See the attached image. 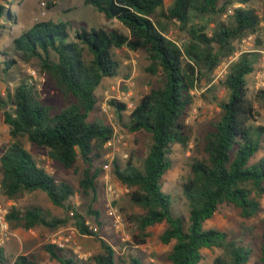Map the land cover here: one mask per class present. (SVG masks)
Here are the masks:
<instances>
[{
	"label": "trees",
	"instance_id": "16d2710c",
	"mask_svg": "<svg viewBox=\"0 0 264 264\" xmlns=\"http://www.w3.org/2000/svg\"><path fill=\"white\" fill-rule=\"evenodd\" d=\"M6 1V0H1ZM250 0H83L116 20L126 32L115 28H91L69 32L64 23L52 20L36 22L12 40L15 55L24 63L36 61L39 73L50 78L66 98V106L57 110L43 103L35 85L22 78L13 90L0 96L3 122L10 142L0 156V192L7 199L26 193L43 192L57 207L68 210L73 226L82 235L94 236L100 252L83 260L71 250L45 245L44 251L59 264H142L139 255L128 262L118 259L113 249L86 224V218L65 204L76 192L96 197L104 146L112 139L113 128L101 121H89L97 110L95 91L105 78L118 74L119 64L113 50L126 47L143 52L148 61L144 71L161 76L128 115L126 130L146 133L148 152L141 166L130 156L124 165L112 161V175L127 189L129 201L141 214L127 216L136 225L135 245H143L147 228L165 223L160 236L163 244L174 241L167 259L171 264H199L202 249L221 251L211 264H249L251 246L242 238H229L224 232L204 229L221 206L234 207L243 220L262 213L264 197V157L255 160L264 143V127L255 124L256 107H264V88L249 95L247 76L253 73L259 52H243L231 62L219 84L228 94L218 103L220 118L211 124L204 137L203 153L190 164V175L180 185L187 218L173 212L172 196L162 190V178L173 167V148H186L190 128L186 123L193 103L192 92L202 84L213 87V73L222 61L235 53V43L259 30L260 18L249 6ZM231 10V14L228 13ZM7 12L0 4V18ZM223 16H226L223 19ZM177 22L184 33L179 44L167 36L168 24ZM211 25V26H210ZM2 72L7 75L17 64L15 57L0 52ZM120 118L126 104L110 100ZM47 148L53 162L65 170L78 158L86 166L77 188L57 180L40 167L22 142ZM135 145L136 139L133 136ZM86 215L99 226L100 213L88 207ZM68 218H56L42 208L7 211L5 220L11 229L25 231L43 227L55 230L66 226ZM256 264H264V219ZM6 256L0 246V264ZM13 264H38L32 257L18 255Z\"/></svg>",
	"mask_w": 264,
	"mask_h": 264
},
{
	"label": "rangeland",
	"instance_id": "374dc122",
	"mask_svg": "<svg viewBox=\"0 0 264 264\" xmlns=\"http://www.w3.org/2000/svg\"><path fill=\"white\" fill-rule=\"evenodd\" d=\"M7 8L3 18H0V52L7 53L9 57H15L17 64L7 75L2 72L0 64V96H4L6 91L13 90L22 78L31 81L40 96V100L51 107L60 110L66 106V98L55 86L54 82L39 73L36 61L24 63L17 58L12 45V40L27 31L36 22L42 20H52L64 23L68 26L69 32L75 30L91 28H115L122 32L126 30L116 20L108 19L103 13L95 10L91 6L83 4V0H6L1 1ZM171 0H164V7H168ZM249 6L252 7L260 18L259 30L251 33L235 43V53L221 62L213 73V87L207 91V86L202 84L192 92L194 99L189 109L186 123L190 128V139L188 146L182 148L174 146L171 155L173 167L162 178V190L172 196L173 212L180 213L187 218V208L184 199H175L181 195L180 185L190 175V164L193 159L202 156L204 137L207 129L213 122L221 116L218 103L224 102L228 98L227 92L219 84L227 74L231 62L235 61L243 52H259V59L255 65L253 73L247 76V86L249 95H253L257 90L262 89V81L258 74L264 72V0H250ZM62 11V12H60ZM44 12V15L42 13ZM226 16H223L225 19ZM211 26V25H210ZM167 36L181 44L185 38L184 33L179 30L177 22L168 24ZM114 59L119 64L118 74L113 78H105L95 91L98 106L97 110L89 115V121H101L113 128L116 140L121 139L125 144L121 146L120 152H113L112 147L104 148L101 160L97 165L101 168L98 178L95 201L92 196H85L76 192L69 199L65 206H73L78 213L86 218V224L93 229L97 237L104 240L115 252V256L128 262L129 255H139L142 264H171L167 255L174 244H163L160 236L166 228L165 223L156 224L147 228L148 237L143 245H135L132 237L137 235L136 225L127 220V216L141 214L140 208L131 205L129 199V189L122 185L112 175V159H116L124 165L131 156L132 163L140 167L142 160L148 152L150 138L146 133H129L125 124L128 115L139 99L145 95L151 87H157L161 83V76H150L144 69L148 61L143 52H133L126 47L113 50ZM35 72L32 76L31 72ZM126 104V110L119 118L113 107L109 105L110 100ZM255 124L264 127V107H256ZM135 137V145L132 137ZM10 137L8 127L3 122L2 111L0 110V156L8 146ZM25 149L32 155L37 164L44 168L47 173L54 176L57 180H63L77 188L78 182L82 177L85 165L78 158L74 167L68 170L63 169L52 161L49 151L44 147H37L30 144L26 139L22 140ZM116 146L117 143L115 142ZM124 153L127 157H124ZM107 154L110 156L107 157ZM111 154L113 158L111 159ZM264 157V143L262 150L256 155L255 160ZM109 164L110 168L103 171V165ZM1 178V175H0ZM0 202L8 211L15 207L24 210L32 206H37L47 211L56 218H68L66 226L55 230H48L37 227L29 231L21 228L11 229L8 226L9 235L0 246L3 247L6 262L13 264L18 255L32 257L38 264H59L51 260L44 251V246L48 244V239L54 233L68 235L73 226V220L68 210L63 207L54 206L41 191L26 193L18 199H7L0 192ZM262 213L256 218L243 220L239 217L237 210L232 206H221L213 217L205 221L204 229H215L224 232L229 238H242L244 243L251 246L252 257L249 264L257 263V255L260 244L261 221L264 219V197L260 200ZM91 206L100 213V225L98 226L92 217L86 215L88 207ZM112 213V214H111ZM77 231V230H76ZM78 232V231H77ZM73 239L76 241L78 249L72 251L77 257L86 260L100 252V244L94 236L74 233ZM70 250V249H68ZM219 249H202V260L199 264H211L220 255Z\"/></svg>",
	"mask_w": 264,
	"mask_h": 264
},
{
	"label": "built area",
	"instance_id": "2783aa9c",
	"mask_svg": "<svg viewBox=\"0 0 264 264\" xmlns=\"http://www.w3.org/2000/svg\"><path fill=\"white\" fill-rule=\"evenodd\" d=\"M228 13L231 14V10H228ZM42 15H44V12L42 13ZM32 76H35V72H31ZM258 78L262 81V87L264 88V72L258 74ZM196 90V89H195ZM194 90V91H195ZM115 142L117 143V146L115 144ZM124 147L125 144L121 142V139L119 137V139L116 140V136L113 134V137L111 140H109L106 145L104 146V148H109L112 147L113 152L115 153V151H119L120 152V148ZM114 154H111V159L113 158ZM110 155L107 154V157H109ZM124 157H127V154L124 153ZM114 159H112L113 161ZM111 161V162H112ZM110 165L109 164H104L103 165V171L105 172V176L107 175L106 172L109 170ZM7 214L6 209L2 206L1 202H0V240L1 242L4 239L8 238L9 235V231H8V224L5 220V216ZM72 215V213H70ZM112 214V213H111ZM71 231L70 234L68 235H60L61 233H54L53 235H51V237L48 239V244H53L55 246H57L58 248H63V249H70L72 251H75L78 249V246L76 244V241L73 239V235L74 233H78L75 229H71L69 230ZM78 258H80V256H78ZM81 259V258H80Z\"/></svg>",
	"mask_w": 264,
	"mask_h": 264
},
{
	"label": "crops",
	"instance_id": "0c3cea01",
	"mask_svg": "<svg viewBox=\"0 0 264 264\" xmlns=\"http://www.w3.org/2000/svg\"><path fill=\"white\" fill-rule=\"evenodd\" d=\"M60 12H62V11H60Z\"/></svg>",
	"mask_w": 264,
	"mask_h": 264
}]
</instances>
